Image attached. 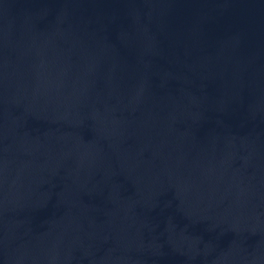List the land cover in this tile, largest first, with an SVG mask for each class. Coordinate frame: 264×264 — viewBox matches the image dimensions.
Segmentation results:
<instances>
[{"label":"water","instance_id":"1","mask_svg":"<svg viewBox=\"0 0 264 264\" xmlns=\"http://www.w3.org/2000/svg\"><path fill=\"white\" fill-rule=\"evenodd\" d=\"M0 264H264V0H0Z\"/></svg>","mask_w":264,"mask_h":264}]
</instances>
